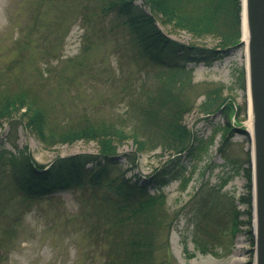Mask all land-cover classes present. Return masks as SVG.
Returning a JSON list of instances; mask_svg holds the SVG:
<instances>
[{
	"label": "rangeland",
	"instance_id": "rangeland-1",
	"mask_svg": "<svg viewBox=\"0 0 264 264\" xmlns=\"http://www.w3.org/2000/svg\"><path fill=\"white\" fill-rule=\"evenodd\" d=\"M37 1L0 0V70L15 64L7 81L11 90L23 86L33 90L39 88L42 94L54 98L53 105L58 109L87 110L90 115L97 116L123 112L126 101L117 92L129 81L127 76L132 83L147 78L151 86L154 70L147 77L139 70V60L131 58L129 46L113 21L93 23L94 30H89L80 21L81 10L78 14L66 13V19L63 16L59 21L60 13L54 3L49 10L47 3L37 4ZM136 3L142 1L136 0ZM36 12L37 21L33 19ZM160 28L181 43L207 47L217 43L212 36L194 39L184 30H171L161 24ZM88 41L91 48L87 50ZM242 58L243 48L233 47L224 58L208 65L186 62L192 81L187 95L194 104L185 113L183 123L204 145L194 157L184 153L179 156L177 163L183 167V173L177 179L158 190L147 188L149 193L161 194L164 223H170L158 239L162 249L155 255L161 264H252L246 204L239 200L247 194L244 170L251 142L248 133L239 130L240 126L235 123L238 120L246 126L247 120L246 95L240 87ZM85 66L91 71H86ZM74 68L80 70L73 82L59 86L57 74H72ZM45 69L49 71L44 72ZM108 72L116 83L104 81ZM217 87L220 98H228L225 109L203 112L201 103L206 93ZM19 115L15 116V123L4 120L0 126L1 162H6L9 152L17 156L20 150L42 165H49L57 156L98 150L96 141L84 139L45 146L24 122L19 121ZM229 122V133L223 138V129ZM232 124L238 127L230 130ZM118 142L115 147L117 167L128 178L133 174L148 177L156 167L173 157L170 150L159 146L135 154L136 166L131 169L127 156L136 151L134 141L126 137ZM4 165L8 170L10 165ZM5 183L6 177L0 181V264L101 263L100 250L87 247L91 239L86 226L89 221L94 224V220L86 217L88 207L78 199L79 193L85 198L82 190L71 188L27 200L14 192H6L10 186L4 188ZM192 200L196 201L194 205ZM186 204L191 205L182 208ZM189 210L192 215L186 213ZM208 210L213 216L209 222L206 217H195L197 211L205 214ZM234 211H238V229L231 233ZM205 232L220 236L222 246L207 253L198 250L194 240ZM166 238L170 256L167 255Z\"/></svg>",
	"mask_w": 264,
	"mask_h": 264
},
{
	"label": "trees",
	"instance_id": "trees-1",
	"mask_svg": "<svg viewBox=\"0 0 264 264\" xmlns=\"http://www.w3.org/2000/svg\"><path fill=\"white\" fill-rule=\"evenodd\" d=\"M141 1L140 4L136 0L37 2L47 3L50 7L55 4L57 11H64V18L66 13L78 14L81 10L80 21L89 30H94L93 23L102 24L106 19L113 21L129 46L127 50L131 58L139 60V70L144 71L146 77L154 70L151 86L147 78L140 83H132L127 76L129 81L117 92L126 101L121 114L93 116L87 110L58 109L53 105L54 98L42 94L39 88L33 90L23 86L10 89L7 81L14 63L0 70V126L4 120L15 123V116L23 109L19 121L24 122L25 127L45 146L76 139L96 141L97 152L57 156L48 166L38 164L21 150L17 156L9 152L6 162H1L0 154V181L6 177L4 188L10 186L6 192H14L27 200H37L56 190H82L85 193L82 201L88 207L85 215L94 220V224L89 221L86 226L91 239L87 247L100 250V264H161L155 255L162 249L158 239L160 232L170 223H164L166 217L161 194L149 193L147 188L151 186L158 190L171 179L178 178L183 173V167L177 163L179 156L184 153L194 157L204 145L183 123L185 113L194 104L187 95L192 81L186 62L209 64L225 54L240 38V0ZM38 18L36 12L33 19L37 21ZM158 23L169 26L171 30H184L194 39L212 36L217 43L213 47L180 43L163 33ZM90 48L91 43L85 47L87 50ZM86 68V71H91L90 67ZM78 70L74 68L72 74H57L58 85L73 82ZM48 71L45 69L44 72ZM104 81L116 83L109 72ZM219 91L217 87L205 92L201 103L203 112H222L225 109L228 98L221 99ZM229 125L225 126V132ZM126 137L133 139L136 148L131 156H127L131 169L136 166L135 154L159 146L170 150L173 157L166 159L148 177L133 174L128 178L117 167L115 149L118 141ZM5 163L10 165L8 170L4 168ZM244 176L247 194L240 200L247 205L245 212L250 224L249 167L245 168ZM193 202L196 201L192 200V205ZM186 213L192 215V210ZM237 213L234 211L232 217L231 233L238 229ZM195 217H206V222H209L213 216L208 210L205 214L197 211ZM194 242L201 252L215 251L222 246L221 237L208 232L196 237ZM165 245L170 256L167 238Z\"/></svg>",
	"mask_w": 264,
	"mask_h": 264
},
{
	"label": "water",
	"instance_id": "water-1",
	"mask_svg": "<svg viewBox=\"0 0 264 264\" xmlns=\"http://www.w3.org/2000/svg\"><path fill=\"white\" fill-rule=\"evenodd\" d=\"M243 25L248 38L246 114L250 110V141L255 159L252 166L254 264H264V0H241L242 42Z\"/></svg>",
	"mask_w": 264,
	"mask_h": 264
},
{
	"label": "bare ground",
	"instance_id": "bare-ground-1",
	"mask_svg": "<svg viewBox=\"0 0 264 264\" xmlns=\"http://www.w3.org/2000/svg\"><path fill=\"white\" fill-rule=\"evenodd\" d=\"M243 22H244V19H243ZM243 32H244L243 33L244 34V36H243L244 42H242L241 14H240V38H239V40H238V42L236 44H234L233 46L229 47L228 51L231 50L233 47H242L243 48V58H242V63H243V77L242 78H243V81L240 82L241 83L240 87L243 88L244 91H246V96H247L246 76H247V67H248V56H247L248 55V52H247L248 38H246L247 30H246V26L245 25H243ZM199 46H201V45H199ZM204 47H207V46H204ZM228 51L225 54H223L221 57H218V58L212 60V62L224 58V56H226ZM200 62L204 63L203 61H199V62H196V63H200ZM212 62H210V63H212ZM245 124H246V129L248 130V133H249L248 139L252 140V118H251L250 110L248 111L247 120H246ZM251 148H252V144H251ZM247 162H248L247 167H249L250 171H252V166L255 164V159H254V155H253L252 149L248 153ZM252 187H253L252 186V182L250 181V215L251 216H253L252 207L254 206V203L252 201ZM240 197H239V200H240ZM241 202L244 203L243 201H241ZM246 209H247V205H246ZM253 232H254L253 225L250 224V228H249L248 233L250 234V236H252Z\"/></svg>",
	"mask_w": 264,
	"mask_h": 264
}]
</instances>
